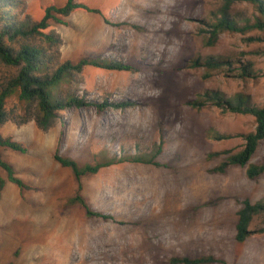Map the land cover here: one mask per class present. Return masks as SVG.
<instances>
[{"label": "rangeland", "instance_id": "rangeland-1", "mask_svg": "<svg viewBox=\"0 0 264 264\" xmlns=\"http://www.w3.org/2000/svg\"><path fill=\"white\" fill-rule=\"evenodd\" d=\"M68 0H9L18 22L40 21L50 6ZM100 13L76 10L51 22L62 45L58 63L82 59L122 62L132 71L87 66L79 97L102 104L133 103L125 109L96 106L70 109L51 129L34 120L9 121L4 138L23 144L27 152L2 148L26 188L8 179L0 189V264H172L185 257H214L225 264H264V215L255 216L244 243L236 240L238 213L245 201H264V175L247 176L250 164L264 165V140L247 166L215 168L242 151L254 132L251 115L224 111L208 103L191 105L202 95L224 100L238 94L251 105H264V43L257 36L222 32L210 43L212 26L221 19L223 0H76ZM10 10V8L8 9ZM247 2L230 9V18L243 25L254 20ZM34 42L45 45L42 36ZM47 47V46H45ZM208 58L227 63L205 66ZM200 59L201 65L193 67ZM253 66L254 78H242L241 66ZM15 70L0 64V85ZM20 121L23 106L17 95L8 99ZM157 154L161 166L121 162L82 178L81 195L94 212L70 204L79 182L54 155L80 166L120 158L149 160ZM212 154L213 157H210ZM1 186V184H0ZM212 263V264H224Z\"/></svg>", "mask_w": 264, "mask_h": 264}, {"label": "trees", "instance_id": "trees-1", "mask_svg": "<svg viewBox=\"0 0 264 264\" xmlns=\"http://www.w3.org/2000/svg\"><path fill=\"white\" fill-rule=\"evenodd\" d=\"M9 0H0V64L15 70V73L0 85V167L3 168L8 175L10 182L18 185L20 188H26V184L17 177L14 167L5 161L1 154V149L6 148L17 152H27V148L14 141L12 138H4L1 129L9 121L25 124L34 120L37 126L47 131L54 127L61 115L70 109H82L85 107L96 106L99 111H103L107 107L128 108L133 103H116L111 104L105 101L97 104L79 97L73 92V87H77L81 83L80 75L87 66L100 67L113 71H132L133 67L112 61H104L95 59H82L77 64L70 61L62 64L58 63V48L62 45V40L56 31L52 30L48 33L45 31L51 27V22L55 21L59 24H66L63 18L69 17L74 11L82 9L90 13H100L97 9H92L87 5L77 3L76 0H68L62 7L50 6L46 9L44 17L36 22H18L12 7L15 5ZM223 6L220 10L221 19L214 24L211 31L210 43L217 40L222 32L238 33L247 35L257 31L259 34L254 37H248L247 42L264 43V0H223ZM247 2L255 9L254 20H244L243 25L230 18V9L237 3ZM10 8V10H8ZM37 35L42 36L45 45H39L34 42ZM47 46V47H45ZM264 55V50L261 52ZM201 60H196L192 65L198 67ZM227 63L226 61H217L214 58H208L205 66L209 69H221ZM255 73L251 64L241 66L242 78H254ZM17 95L19 103L23 106L24 115L20 121L14 115V110H7L6 105L9 98ZM208 103L214 104L224 111L238 113L243 115H251L256 120L255 131L245 137L246 144L242 151L232 155L227 162L215 168V172H225L231 165L247 166L251 158L255 154L259 144L264 140V105L262 107L251 105L248 99L238 94L234 99L224 100L219 94H205L199 97L192 106L203 108ZM162 148L156 151V155L149 160H141L140 158L126 159L120 158L117 162L110 160L100 162L95 165L86 164L80 166L77 161L71 158L60 156L58 153L54 155L55 160L65 168H70L79 182L77 195L69 199L70 204H79L86 210L89 217H100L109 219L110 217L94 212L88 205L85 198L81 195V180L86 175H96L103 168L110 167L121 162H137L143 164H152L160 167L161 164L156 162L157 154L161 153ZM217 154H212L213 157ZM264 175V165L250 164L247 169V176L250 179H256ZM0 189L5 185V181L0 177ZM264 215V201L251 203L245 201L243 208L238 213V223L236 226V240L244 243L255 232L250 230V225L255 216ZM260 233H264L262 228ZM172 264H212L224 263L214 257L199 258H173ZM225 264V263H224Z\"/></svg>", "mask_w": 264, "mask_h": 264}, {"label": "crops", "instance_id": "crops-1", "mask_svg": "<svg viewBox=\"0 0 264 264\" xmlns=\"http://www.w3.org/2000/svg\"><path fill=\"white\" fill-rule=\"evenodd\" d=\"M183 251V253L185 254L184 256L185 257H188V258H193L192 257V255H191V251H190V249H188V248H182V247H179V250L177 251L178 252V254H180V252H182Z\"/></svg>", "mask_w": 264, "mask_h": 264}]
</instances>
